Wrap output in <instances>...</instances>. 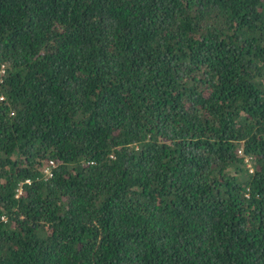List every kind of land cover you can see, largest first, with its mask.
<instances>
[{
	"label": "trees",
	"instance_id": "obj_1",
	"mask_svg": "<svg viewBox=\"0 0 264 264\" xmlns=\"http://www.w3.org/2000/svg\"><path fill=\"white\" fill-rule=\"evenodd\" d=\"M0 264H264V0H0Z\"/></svg>",
	"mask_w": 264,
	"mask_h": 264
}]
</instances>
